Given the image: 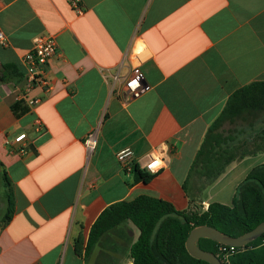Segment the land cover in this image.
I'll return each instance as SVG.
<instances>
[{
    "label": "crops",
    "instance_id": "crops-1",
    "mask_svg": "<svg viewBox=\"0 0 264 264\" xmlns=\"http://www.w3.org/2000/svg\"><path fill=\"white\" fill-rule=\"evenodd\" d=\"M0 0V264H132L129 240L101 239L87 252L92 226L110 206L150 196L178 211L232 206L240 185L264 165V148L236 158L214 182L212 159L194 164L211 126L239 90L264 83V0ZM52 35L58 51L47 72L51 89L29 108L19 99L25 53ZM141 65L149 90L126 103L124 80ZM27 110L17 115L19 106ZM40 120L42 132H34ZM22 133L28 139L14 143ZM95 133L94 148L86 140ZM240 136V135H239ZM239 142V141H238ZM168 145L171 162L137 181L116 153L131 148L142 167ZM237 144H235L236 146ZM234 146V147H235ZM5 175L14 214L7 210Z\"/></svg>",
    "mask_w": 264,
    "mask_h": 264
},
{
    "label": "trees",
    "instance_id": "trees-1",
    "mask_svg": "<svg viewBox=\"0 0 264 264\" xmlns=\"http://www.w3.org/2000/svg\"><path fill=\"white\" fill-rule=\"evenodd\" d=\"M264 102V83H253L233 95L217 122L223 119L238 102L246 100ZM17 115L27 110L19 106ZM213 126V125H212ZM211 126V127H212ZM211 130V128H210ZM209 130V131H210ZM203 147L198 151L194 162L202 156ZM228 149L218 153L215 165H212L211 182L217 180L226 168L239 156L229 155ZM255 151L252 154H257ZM137 181L148 182L154 175L140 168L133 167ZM7 193V210L2 225L11 221L14 214V200L10 180L5 175ZM232 206L211 203L205 211H178L171 203L150 196H139L133 201L121 202L107 208L98 218L90 233L87 252L112 229L124 228L131 223L140 232L138 240L131 246L134 264H209L190 255L186 249V240L193 230L200 226H210L220 230L229 237L237 238L256 228L264 222V165L251 171L240 185ZM202 250L219 256L221 244L210 239H200ZM230 264H264V234L231 255Z\"/></svg>",
    "mask_w": 264,
    "mask_h": 264
},
{
    "label": "built area",
    "instance_id": "built-area-1",
    "mask_svg": "<svg viewBox=\"0 0 264 264\" xmlns=\"http://www.w3.org/2000/svg\"><path fill=\"white\" fill-rule=\"evenodd\" d=\"M72 7L77 11L80 15L83 13V6L80 3V0H68ZM8 40L4 32L0 29V45L3 47L8 46ZM56 38L52 35H40L35 38L33 48L24 54L23 61L26 66V73H25V82L22 91L18 96L19 99L25 101L27 106L31 109L37 106L41 98L31 97V92L36 87H41L44 90L48 91L51 89L50 80L48 78L47 67L50 61L56 56L58 51V45L56 44ZM135 60L137 61V65L132 68L130 71V75L126 77L124 80V92H123V100L128 103L140 96H142L146 91L149 90V85L146 82V78L144 74L141 72V65L142 63L146 62L149 55L146 52V48L140 54H136L134 52ZM133 80L139 81V87L133 90L130 87V83ZM34 132L40 134L42 132V124L40 120H36L34 123ZM28 139L27 133H22L15 137L14 143L22 144ZM96 136L95 133H92L88 136L86 140V146L88 149L94 148L96 143ZM129 148V147H127ZM126 148L120 149L116 153V158L119 164L126 170V171H133V167L137 165L135 163V154L134 151L131 150L132 154L128 155L125 154L123 157L120 156L122 150ZM131 149V148H130ZM152 161V156L150 155L149 160L147 163L140 167L141 169L147 171L149 174L153 175L148 171L147 165ZM160 172V171H159ZM157 172V173H159ZM156 173V174H157ZM155 174V175H156ZM237 247L235 246H228V245H220L219 246V256H221L223 264H230L231 255H234L237 251Z\"/></svg>",
    "mask_w": 264,
    "mask_h": 264
},
{
    "label": "rangeland",
    "instance_id": "rangeland-1",
    "mask_svg": "<svg viewBox=\"0 0 264 264\" xmlns=\"http://www.w3.org/2000/svg\"><path fill=\"white\" fill-rule=\"evenodd\" d=\"M217 120L205 138L199 166L209 159L215 165L218 153L227 149L229 155H243L264 148V102L252 99L238 102L223 119ZM110 235H116L118 244L129 240L128 233L122 228L115 227L102 238L107 243H115Z\"/></svg>",
    "mask_w": 264,
    "mask_h": 264
},
{
    "label": "water",
    "instance_id": "water-1",
    "mask_svg": "<svg viewBox=\"0 0 264 264\" xmlns=\"http://www.w3.org/2000/svg\"><path fill=\"white\" fill-rule=\"evenodd\" d=\"M264 234V222L260 223L256 228L245 232L240 237H229L220 230L210 226H200L193 228L186 240V249L188 255L191 257L206 261L209 264H223L218 256L215 254L202 250L198 242L200 239H210L222 245L235 246L237 248H244L254 240L260 238ZM134 264V263H132Z\"/></svg>",
    "mask_w": 264,
    "mask_h": 264
},
{
    "label": "clouds",
    "instance_id": "clouds-1",
    "mask_svg": "<svg viewBox=\"0 0 264 264\" xmlns=\"http://www.w3.org/2000/svg\"><path fill=\"white\" fill-rule=\"evenodd\" d=\"M145 45L142 41H137L136 46L134 48V52L138 55L144 51ZM139 81L133 80L130 83V87L135 90V88L139 87ZM168 145L165 143H161L158 148H155L151 151L150 155L152 156V161L147 165L148 171L155 175L161 169H165L168 167L171 162V157L168 155ZM125 154L131 155V149L126 148L122 150L120 156L123 157Z\"/></svg>",
    "mask_w": 264,
    "mask_h": 264
}]
</instances>
